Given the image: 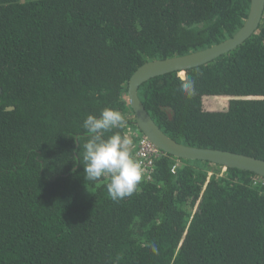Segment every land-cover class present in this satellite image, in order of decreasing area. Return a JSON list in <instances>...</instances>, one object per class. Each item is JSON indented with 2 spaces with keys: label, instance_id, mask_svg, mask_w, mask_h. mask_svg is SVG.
Instances as JSON below:
<instances>
[{
  "label": "trees",
  "instance_id": "16d2710c",
  "mask_svg": "<svg viewBox=\"0 0 264 264\" xmlns=\"http://www.w3.org/2000/svg\"><path fill=\"white\" fill-rule=\"evenodd\" d=\"M250 7L0 0V264H264V178L164 153L150 179L114 201L83 167L88 115L134 116L127 91L140 66L231 38ZM182 72L195 81L192 98L181 72L140 88L161 129L264 160V18L237 49ZM132 119L124 132L138 130Z\"/></svg>",
  "mask_w": 264,
  "mask_h": 264
},
{
  "label": "water",
  "instance_id": "95a60500",
  "mask_svg": "<svg viewBox=\"0 0 264 264\" xmlns=\"http://www.w3.org/2000/svg\"><path fill=\"white\" fill-rule=\"evenodd\" d=\"M264 18V0H251L248 18L231 38L210 48L184 56L154 60L140 66L130 78L127 97L139 132L163 153L177 159L203 161L223 168L238 169L264 178V160L228 150L198 148L169 137L156 123L140 98V88L153 78L206 65L243 45L257 31ZM14 108H8L12 110Z\"/></svg>",
  "mask_w": 264,
  "mask_h": 264
},
{
  "label": "clouds",
  "instance_id": "9594fccd",
  "mask_svg": "<svg viewBox=\"0 0 264 264\" xmlns=\"http://www.w3.org/2000/svg\"><path fill=\"white\" fill-rule=\"evenodd\" d=\"M179 80L183 95L192 98L197 94L195 81L190 76L181 72ZM82 126L86 130L83 144L85 179L96 182L104 178L114 201L132 196L144 177L145 168L135 152L134 139L123 131L128 128L124 114L106 107L98 117L88 115Z\"/></svg>",
  "mask_w": 264,
  "mask_h": 264
},
{
  "label": "built area",
  "instance_id": "2783aa9c",
  "mask_svg": "<svg viewBox=\"0 0 264 264\" xmlns=\"http://www.w3.org/2000/svg\"><path fill=\"white\" fill-rule=\"evenodd\" d=\"M138 133L140 132L138 131ZM141 135L138 140H135L137 135L136 138H132L135 141V152L138 153V159L142 162L143 167L145 168V175L148 177V179H150L155 168L156 160L162 157L164 153L158 149L146 136ZM181 164L182 163L180 161L174 164L172 166L171 172L176 173Z\"/></svg>",
  "mask_w": 264,
  "mask_h": 264
},
{
  "label": "crops",
  "instance_id": "0c3cea01",
  "mask_svg": "<svg viewBox=\"0 0 264 264\" xmlns=\"http://www.w3.org/2000/svg\"><path fill=\"white\" fill-rule=\"evenodd\" d=\"M128 117H130V118H131V117H132V114H131V113H130V114H128ZM128 117H127V118H128ZM127 133H130V134H131V136H132V137H134V138H136V135L138 136V132H137V131H135V130H133V129H131V128H130V129H128V132H127Z\"/></svg>",
  "mask_w": 264,
  "mask_h": 264
},
{
  "label": "rangeland",
  "instance_id": "374dc122",
  "mask_svg": "<svg viewBox=\"0 0 264 264\" xmlns=\"http://www.w3.org/2000/svg\"><path fill=\"white\" fill-rule=\"evenodd\" d=\"M126 118L128 117V115H124ZM129 119H130V117H128ZM132 120H134V116H133V119ZM140 133H138V136H137V138H136V140H138L139 139V137H140ZM142 136V135H141Z\"/></svg>",
  "mask_w": 264,
  "mask_h": 264
}]
</instances>
